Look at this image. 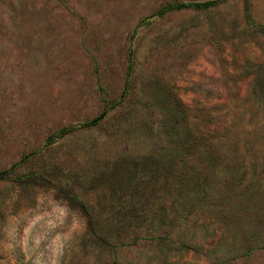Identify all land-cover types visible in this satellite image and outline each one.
Here are the masks:
<instances>
[{
    "label": "rangeland",
    "instance_id": "rangeland-1",
    "mask_svg": "<svg viewBox=\"0 0 264 264\" xmlns=\"http://www.w3.org/2000/svg\"><path fill=\"white\" fill-rule=\"evenodd\" d=\"M204 1L0 0V264H264V0Z\"/></svg>",
    "mask_w": 264,
    "mask_h": 264
},
{
    "label": "trees",
    "instance_id": "trees-1",
    "mask_svg": "<svg viewBox=\"0 0 264 264\" xmlns=\"http://www.w3.org/2000/svg\"><path fill=\"white\" fill-rule=\"evenodd\" d=\"M216 3H218L217 0H208V1H204V2H184V3L174 2V3H170V4H167V5H164L159 10L158 14L164 13L166 11H180V10H184V9L205 10V9H208L209 7L214 6ZM102 115L98 116V117H95V118H93L92 120H90L88 122L83 123L82 126H86L87 127V126L95 125L101 119ZM17 164H14L11 167V169L13 167H15ZM11 169L0 171V179L5 178V175L8 174Z\"/></svg>",
    "mask_w": 264,
    "mask_h": 264
}]
</instances>
